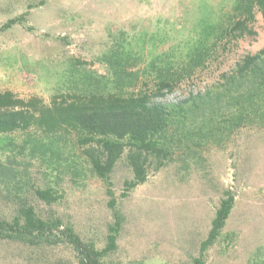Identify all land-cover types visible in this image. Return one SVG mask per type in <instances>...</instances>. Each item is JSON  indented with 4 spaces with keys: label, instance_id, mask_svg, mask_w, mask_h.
Listing matches in <instances>:
<instances>
[{
    "label": "rangeland",
    "instance_id": "obj_1",
    "mask_svg": "<svg viewBox=\"0 0 264 264\" xmlns=\"http://www.w3.org/2000/svg\"><path fill=\"white\" fill-rule=\"evenodd\" d=\"M234 0H0V91L40 97L67 90L70 60L79 68L107 74L97 58L121 32L139 35L142 58L167 52L174 63L198 37L205 23L227 21ZM252 33L223 37L211 48L203 67L171 91L156 97L183 109L166 127L169 153L147 154L145 180L122 195L133 174L126 149L109 174V185L89 171L84 145L71 142L61 157L46 164L20 149L25 131L7 134L14 145L0 150V219H11L21 206L58 217L98 247L109 226L121 216L117 247L106 264H192L207 236L211 219L227 192L234 203L219 235L203 252L204 264H264V96L252 103L236 91H223L225 74L246 54L264 46L258 7L249 21ZM181 54V55H180ZM171 62V61H170ZM195 102L190 109L189 102ZM31 131V130H29ZM28 131V132H29ZM3 136V135H1ZM14 174V175H12ZM107 186L112 195L106 193ZM51 187L55 199L35 190ZM76 264L66 245L31 246L0 238V264Z\"/></svg>",
    "mask_w": 264,
    "mask_h": 264
},
{
    "label": "trees",
    "instance_id": "obj_2",
    "mask_svg": "<svg viewBox=\"0 0 264 264\" xmlns=\"http://www.w3.org/2000/svg\"><path fill=\"white\" fill-rule=\"evenodd\" d=\"M256 6L264 23V0H234L227 21L205 23L198 37L174 63L166 59L167 52H152L150 59L144 60L139 45L143 36L128 38L121 32L97 58L106 65L107 74L79 68L70 60L65 71L67 90L52 94L48 103L37 96L24 99L9 90L0 91V150H10L14 145L7 134L25 131L20 149L50 164L61 157L67 143H80L85 146L83 155L89 171L109 185V174L126 149L133 178L124 182L122 195H125L145 180L147 154L157 159V167L168 155L166 127L183 109L180 104H163L155 98L203 67L217 40L252 33L249 21ZM22 17L9 19L0 25V30ZM225 76L223 91L233 88L236 91L231 98L241 96L243 87L247 103H252L255 92L264 96V46L244 55L232 73ZM194 105L192 101L188 107L192 109ZM1 171L12 173L14 169L0 163ZM35 193L47 203L55 199L51 187H38ZM106 193L112 195L108 186ZM233 203L230 192L220 199L192 264H204L203 252L224 227ZM109 206L115 220L109 226L103 247L83 239L71 224L63 223L60 218L38 214L32 205L21 206L9 220L0 219V238L31 246L64 244L74 253L76 264H106V258L117 247L121 222V216L114 210V200H109Z\"/></svg>",
    "mask_w": 264,
    "mask_h": 264
}]
</instances>
